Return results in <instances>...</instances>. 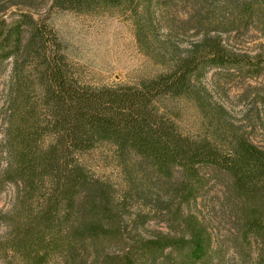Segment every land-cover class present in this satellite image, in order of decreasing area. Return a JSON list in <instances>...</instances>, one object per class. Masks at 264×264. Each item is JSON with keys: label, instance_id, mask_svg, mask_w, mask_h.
Masks as SVG:
<instances>
[{"label": "trees", "instance_id": "16d2710c", "mask_svg": "<svg viewBox=\"0 0 264 264\" xmlns=\"http://www.w3.org/2000/svg\"><path fill=\"white\" fill-rule=\"evenodd\" d=\"M0 0V258L12 264H264V138L250 139L212 103L214 68L260 73L261 55L235 40L264 35V0H51L79 12L129 17L139 48L162 69L136 83L94 85L75 73L43 17ZM184 96L207 120L182 132L160 97ZM110 143L124 185L78 158ZM210 170L212 175L207 173ZM222 178L214 218L192 203ZM140 207L130 211L132 203ZM151 219L164 228L144 233Z\"/></svg>", "mask_w": 264, "mask_h": 264}, {"label": "rangeland", "instance_id": "374dc122", "mask_svg": "<svg viewBox=\"0 0 264 264\" xmlns=\"http://www.w3.org/2000/svg\"><path fill=\"white\" fill-rule=\"evenodd\" d=\"M33 5L13 4L11 9L21 7L45 18L61 41L76 75L84 82L94 85L136 83L162 69L139 48L131 19L119 11L79 12L52 5L51 0H35ZM235 40L251 54L261 55L263 68L260 73L247 76L236 69L212 68L202 77V83L212 103L223 106L228 121L259 143L264 138V35L252 28L237 35ZM9 68L10 62L5 61L0 79L7 75ZM158 103L174 117L182 132L193 136L206 132L207 120L192 100L184 96H161ZM78 158L91 172L110 179L117 188L123 187L121 166L110 143L100 142L80 152ZM4 163V152L0 150V169ZM207 173L212 175L210 170ZM16 190L14 183L4 184L0 190L1 207L10 205ZM221 190L222 178L211 177L205 192L192 203V208L207 218H214ZM139 207L134 202L130 211ZM162 228V221L151 219L143 231L149 233ZM3 230L0 225V233ZM0 264L12 263L0 258Z\"/></svg>", "mask_w": 264, "mask_h": 264}]
</instances>
